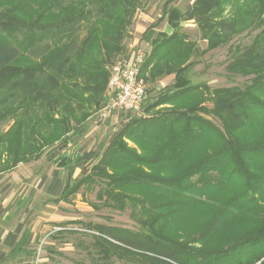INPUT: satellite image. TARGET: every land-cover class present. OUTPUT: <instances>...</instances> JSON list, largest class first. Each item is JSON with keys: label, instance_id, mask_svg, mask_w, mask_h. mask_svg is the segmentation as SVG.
I'll return each mask as SVG.
<instances>
[{"label": "trees", "instance_id": "obj_1", "mask_svg": "<svg viewBox=\"0 0 264 264\" xmlns=\"http://www.w3.org/2000/svg\"><path fill=\"white\" fill-rule=\"evenodd\" d=\"M145 1L0 0L11 5L0 14V84L9 86L0 104L24 98L21 116L0 135V173L57 153L66 179L50 201L69 203L81 187L97 184L105 205L129 209L135 227L85 224L102 260L114 254L142 264H264V0H193L184 11L164 3L172 32L151 38L157 22L142 32L151 49L139 76L173 75L172 82L145 105L149 115L122 112L126 121L100 154L61 153L104 103L108 67L125 52ZM178 19L194 22L204 50L262 26L226 65L253 74L250 82L213 88L207 99L206 86L188 78L195 42L179 31ZM21 26L28 43L4 39ZM23 53L33 60L21 64ZM161 104L168 107L153 111ZM82 160H90L88 168L73 177Z\"/></svg>", "mask_w": 264, "mask_h": 264}, {"label": "rangeland", "instance_id": "obj_2", "mask_svg": "<svg viewBox=\"0 0 264 264\" xmlns=\"http://www.w3.org/2000/svg\"><path fill=\"white\" fill-rule=\"evenodd\" d=\"M192 1L146 0L133 15L132 24L128 28V35L125 39V52L120 57L126 56L128 51L136 46L144 47L147 50V55L149 54L150 41L141 38L142 32L149 25L157 22L151 38L157 37L161 31L172 32V28L162 16L164 3L168 2V5L184 11ZM10 7L11 5H0V14H7ZM177 25L179 31L187 33L188 40L195 42V53L189 58V61H193L194 65L188 71V78L192 84L203 86L202 89H205L204 85L206 86L208 89L205 92L207 99H209L210 91L213 88L243 86L246 82H250L253 74H235L226 69V65L233 58L236 45L241 48L248 44L262 26L252 30L245 28L225 45L204 50L207 47V42L200 39L199 32L192 20L178 19ZM28 34V27L21 26L4 33L3 37L10 42L23 43L26 39L24 37ZM32 38L33 36L30 37L31 40ZM32 57L28 53H23L20 63L27 64L33 60ZM110 67L109 65L108 69ZM172 77L173 75H168L151 81H145L142 77L147 86V98L142 109L137 113L130 114L129 117L149 115L144 111L145 105L155 99L158 93L172 82ZM8 90V83L2 82L0 84V99ZM23 100L24 98L20 96L13 102L8 100V102L0 104V135L21 116L23 106L20 103ZM205 104L210 107L211 101L206 100ZM166 107L168 105L161 104L156 106L153 111ZM95 112L85 122L87 123L84 125L87 128V134L75 139V142L71 141L65 149V154L70 156L73 154L75 157L80 151L78 146L84 144L88 146L91 135H94V131L97 132L98 129L102 134L101 138L104 133L106 135L114 133L113 129L119 124L117 122L111 125L106 123L102 128L96 125L95 129L92 124ZM92 129L95 130L92 131ZM58 159L57 153L50 156L43 153L37 160L19 163L11 171L0 173V208L1 205H6L5 211L10 215L8 219L10 229L16 222L22 221L24 218L22 223L25 224L29 234L25 237L28 238L27 243L31 250L30 253H12L13 255L11 254L9 257L10 264H142L135 257H119L114 254L108 260L100 259L92 231L86 229L85 224L106 223L132 228L135 227V222L129 215V209L123 211L113 209L99 200L96 197L97 184H93L89 189L81 187L69 203L61 201L54 204L50 201L49 197H55L59 193L66 179L67 169L59 166ZM84 162L82 160L81 164ZM80 174L79 168L74 169V176ZM61 228L74 230L58 232Z\"/></svg>", "mask_w": 264, "mask_h": 264}, {"label": "built area", "instance_id": "obj_3", "mask_svg": "<svg viewBox=\"0 0 264 264\" xmlns=\"http://www.w3.org/2000/svg\"><path fill=\"white\" fill-rule=\"evenodd\" d=\"M147 54L136 46L128 55L117 58L109 70L104 90V103L95 112L94 123L109 118L115 112H139L147 98V86L139 76Z\"/></svg>", "mask_w": 264, "mask_h": 264}, {"label": "crops", "instance_id": "obj_4", "mask_svg": "<svg viewBox=\"0 0 264 264\" xmlns=\"http://www.w3.org/2000/svg\"><path fill=\"white\" fill-rule=\"evenodd\" d=\"M129 52H130V50L128 51L127 55L129 54ZM125 115L126 114L122 113V112H115L109 118L99 121V123H94V119H93L92 124L94 125V127L96 125H98L99 128H102V126H104V124H106V123H109V125H111L112 123L117 122L119 124H117V126H115V128L113 129V131L115 133L119 129V127L126 121L127 117ZM85 124H87V123H85ZM95 129H96V127H95ZM95 129H92V131H94ZM87 132L88 131H87V128L85 126V128L81 132L80 136L73 137L67 143V146L70 144L71 141L75 142V139H78V138L85 136V134H87ZM114 133L109 134V135H106L104 133L103 137L101 138L100 136H102V134L99 131V129L97 132L94 131V135H91L92 137L88 141L89 142L88 146H86V144L79 145V146L76 144L80 150L79 153H77L76 155L81 156V155H84L85 153H88L89 151H94V150H97L98 154H100V152L102 150L99 148L100 145H103L102 146V148H103L104 145H106V143L109 141V139L112 137V135ZM67 146L65 148L61 149V153L65 154L64 152H65V149L67 148ZM58 155L59 154H57V156ZM65 155H67V154H65ZM76 155H75V157H76ZM70 157L73 159L74 158L73 154H71ZM89 164H90V160H85V162L83 164H78L74 169L79 168V170L81 172L84 168H88ZM72 176L76 177L73 174H72ZM0 209H1V211H0V264H10L11 261H10L9 257H11L10 255L12 253H14V252L30 253L31 252L30 246L28 245L29 243H27L28 238L25 237V235L29 236V234H28V230L26 229L25 224L22 223L24 218L22 219V221L16 222L14 227L12 229H10L9 221H8L10 215H8V212L5 211L6 205L5 206L1 205Z\"/></svg>", "mask_w": 264, "mask_h": 264}]
</instances>
